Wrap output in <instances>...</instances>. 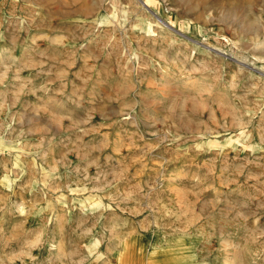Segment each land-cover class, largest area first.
I'll return each instance as SVG.
<instances>
[{"label": "rangeland", "instance_id": "1", "mask_svg": "<svg viewBox=\"0 0 264 264\" xmlns=\"http://www.w3.org/2000/svg\"><path fill=\"white\" fill-rule=\"evenodd\" d=\"M148 2L0 0V264H264V0Z\"/></svg>", "mask_w": 264, "mask_h": 264}, {"label": "bare ground", "instance_id": "2", "mask_svg": "<svg viewBox=\"0 0 264 264\" xmlns=\"http://www.w3.org/2000/svg\"><path fill=\"white\" fill-rule=\"evenodd\" d=\"M149 2H150V0H149ZM149 2H148V4H149ZM146 4H147V2H146ZM245 12H247V11H245ZM244 12V13H245ZM248 13V12H247ZM244 15V14H243ZM242 16V15H241ZM245 17V15L243 16V18ZM242 19V18H241ZM254 19L252 18H250V16L248 17V16H246L242 21L244 22V25L246 24V25H251L252 23H254V21H253ZM242 21H240V22H242ZM240 24V23H239ZM244 25H242V26H244ZM241 27V26H240ZM249 27V26H248ZM246 29V28H245ZM152 30V26L151 27H149V31H151ZM155 30V29H154ZM256 37V36H255ZM251 38H253L252 37V35H251ZM258 38V37H257ZM258 40V39H257ZM260 42V41H259ZM259 42L258 43H255V47L257 46L256 44H258L259 46H260V44H259ZM262 44V43H261ZM257 48V47H256ZM255 48V49H256ZM160 54V53H159ZM163 56V55H162ZM240 56H242L241 54H240ZM244 56V55H243ZM243 59V58H242ZM235 60H237V59H235ZM241 60V59H240ZM244 60H246V59H244ZM175 61V60H174ZM203 61H205V60H203ZM239 61V60H238ZM237 61V62H238ZM247 61V60H246ZM246 61L245 62H243V61H239V63L240 64H243V65H246ZM242 65V66H243ZM238 66V65H237ZM240 67V66H239ZM238 68V67H237ZM242 68V67H241ZM168 70V69H167ZM242 70V69H241ZM234 77V76H233ZM239 78V77H238ZM233 79V78H232ZM197 80H198V78H197ZM196 81V80H195ZM231 84H232V86H233V84L235 83V84H237V85H239L238 83H240L239 82V80L238 79H233V80H231ZM235 86V85H234ZM61 106V105H60ZM64 106V105H63ZM62 108V107H61ZM66 109V108H65ZM64 109V110H65ZM35 113V112H34Z\"/></svg>", "mask_w": 264, "mask_h": 264}]
</instances>
